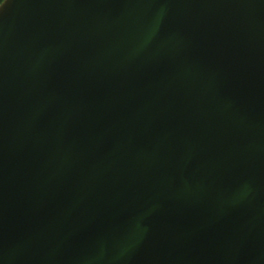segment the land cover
<instances>
[{
    "label": "water",
    "instance_id": "1",
    "mask_svg": "<svg viewBox=\"0 0 264 264\" xmlns=\"http://www.w3.org/2000/svg\"><path fill=\"white\" fill-rule=\"evenodd\" d=\"M0 264H264V0H4Z\"/></svg>",
    "mask_w": 264,
    "mask_h": 264
},
{
    "label": "trees",
    "instance_id": "2",
    "mask_svg": "<svg viewBox=\"0 0 264 264\" xmlns=\"http://www.w3.org/2000/svg\"><path fill=\"white\" fill-rule=\"evenodd\" d=\"M4 0H0V4L3 2Z\"/></svg>",
    "mask_w": 264,
    "mask_h": 264
}]
</instances>
